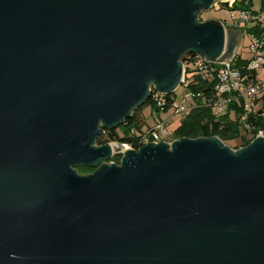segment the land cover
Segmentation results:
<instances>
[{
	"label": "water",
	"instance_id": "1",
	"mask_svg": "<svg viewBox=\"0 0 264 264\" xmlns=\"http://www.w3.org/2000/svg\"><path fill=\"white\" fill-rule=\"evenodd\" d=\"M215 1L0 0V264H264L263 136L97 145L187 53L231 63Z\"/></svg>",
	"mask_w": 264,
	"mask_h": 264
},
{
	"label": "built area",
	"instance_id": "2",
	"mask_svg": "<svg viewBox=\"0 0 264 264\" xmlns=\"http://www.w3.org/2000/svg\"><path fill=\"white\" fill-rule=\"evenodd\" d=\"M237 1L241 0H216L214 5L221 7L233 8ZM213 5V6H214ZM199 22L200 18H199ZM204 23V22H202ZM239 23L248 26L249 28L259 26L263 29L261 35H256L253 32L243 29V37H249L248 52L249 59H244L238 55L237 47L234 58L230 64L223 65L219 63H209L201 58L197 53H187L184 57L187 60H182L183 77L181 84L177 89L182 88L183 92L180 97L177 94V89L173 92L174 98L171 108H174V115L171 118H160L157 122L146 129L145 131L136 134L139 143V149L152 143L167 144L172 146L178 139L174 138L176 129L171 128L174 117H178L183 121L195 109L201 107H211L217 116L227 114L230 106H236L237 109H231V117L238 119L243 129L250 135L252 142L258 137L263 136L264 132L260 131L257 135L254 133L255 127L249 122L250 117L264 118V75H260L264 70V10L242 11ZM228 29V27L222 23ZM228 31V30H227ZM227 51V46L224 47L223 53L215 58L218 61ZM240 58L246 62V65L240 67L235 66V60ZM199 81L207 83L205 91H193V84ZM156 90V89H155ZM157 91V90H156ZM156 104L164 112L166 100L160 92H156ZM162 96L161 98H159ZM240 111V115L238 114ZM117 143L110 144L113 148ZM123 151L135 150L132 146L121 145ZM116 155L115 153L113 156ZM123 157V154H120ZM114 163V162H111Z\"/></svg>",
	"mask_w": 264,
	"mask_h": 264
},
{
	"label": "trees",
	"instance_id": "3",
	"mask_svg": "<svg viewBox=\"0 0 264 264\" xmlns=\"http://www.w3.org/2000/svg\"><path fill=\"white\" fill-rule=\"evenodd\" d=\"M253 0H241L237 1L232 9H240L242 11L253 10ZM261 10H264V0L261 2ZM234 28H239L234 26ZM244 30L253 32L256 35H261L263 29L259 26L249 28L246 25H243ZM188 57V56H187ZM187 57H183V61L187 60ZM241 65H246V62L241 61L240 58L235 60V66L240 67ZM207 83L199 81L197 84H193V91H205ZM157 91L152 90L151 96L147 101L140 106L132 116L127 119V121L117 128H105L104 134L97 140L98 146H105L112 143H117L119 145H129L134 149H139L138 138L136 134L146 129L150 128L153 125H148L146 120H140L138 118V113L144 110L147 107H150L152 112L160 115V107L156 104ZM173 93L166 94L164 99L166 100L165 106L163 107L167 111L171 108L173 103ZM160 96L159 98H161ZM237 109L236 106H230L227 114L217 116L211 107H201L195 109L188 117H186L176 129L174 133L175 139H190L196 140L200 138H211L218 137L223 143H228L233 139L239 140L240 147H246L251 142L252 139L250 135L243 129L242 125L239 123L238 119L235 117V120L231 117V109ZM240 115V111H238ZM249 122L255 127V135L258 132H264V118L250 117ZM122 159L121 155H114L108 160V163L114 162L115 164H120ZM77 170L82 175L92 174L96 168H87V167H77Z\"/></svg>",
	"mask_w": 264,
	"mask_h": 264
},
{
	"label": "rangeland",
	"instance_id": "4",
	"mask_svg": "<svg viewBox=\"0 0 264 264\" xmlns=\"http://www.w3.org/2000/svg\"><path fill=\"white\" fill-rule=\"evenodd\" d=\"M261 2L262 0H253V10L260 11L261 9ZM242 10L240 9H232L231 7H221L219 5H214L212 9L204 11L201 14L200 21L206 22V21H212L215 20L217 22L225 24L229 29H234V26H237L239 28L242 27V24L239 23V18L241 15ZM241 44L239 49L237 50L238 55H241L244 59H249L250 54L248 52V47H246L249 44V37H243L241 38ZM260 75H264V70L261 71ZM152 89L154 86L151 87ZM183 89H177V94L180 97L182 94ZM174 108H170L167 111L161 112L160 115L152 112L150 107L145 108L141 112L138 113V118L142 121L143 119L147 121L148 125H154L157 120L160 118L168 119L173 117L174 115ZM181 119L178 117H174V121L171 124V128L176 129L181 124ZM225 146H227L229 149L233 150L234 152L238 151L241 147L239 144V140L233 139L229 141L228 143H224ZM115 148V147H114ZM77 169V167H75Z\"/></svg>",
	"mask_w": 264,
	"mask_h": 264
},
{
	"label": "flooded vegetation",
	"instance_id": "5",
	"mask_svg": "<svg viewBox=\"0 0 264 264\" xmlns=\"http://www.w3.org/2000/svg\"><path fill=\"white\" fill-rule=\"evenodd\" d=\"M227 30H228L229 37H231V39L233 38L236 41V43H238V35L240 34L241 29L240 28H234V29L228 28Z\"/></svg>",
	"mask_w": 264,
	"mask_h": 264
}]
</instances>
